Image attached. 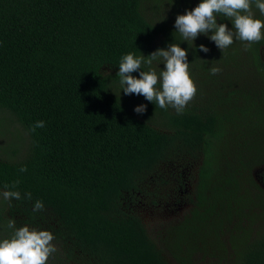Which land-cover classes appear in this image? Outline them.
Segmentation results:
<instances>
[{"label":"trees","instance_id":"16d2710c","mask_svg":"<svg viewBox=\"0 0 264 264\" xmlns=\"http://www.w3.org/2000/svg\"><path fill=\"white\" fill-rule=\"evenodd\" d=\"M200 2L0 0V132L9 134L12 120L30 140L22 155L19 148L0 155V193L22 197L0 195V240L25 225L50 231L57 251L47 264H196L207 257L264 264V39L247 48L234 39L222 51L211 32L184 40L176 17ZM217 24L232 28L222 14ZM174 43L188 53L191 79L203 78L183 112L125 95L121 58L148 57ZM201 44L210 51H199ZM212 67L221 71L212 75ZM140 105L143 114L134 111ZM38 121L44 126L33 131ZM231 136L238 149L223 170L217 145ZM174 154L203 158L192 208L169 228L162 250L129 203L150 190L158 204L146 175ZM244 170H259L260 181L252 174L242 191ZM17 180V188H5ZM37 200L44 210L34 213Z\"/></svg>","mask_w":264,"mask_h":264},{"label":"clouds","instance_id":"9594fccd","mask_svg":"<svg viewBox=\"0 0 264 264\" xmlns=\"http://www.w3.org/2000/svg\"><path fill=\"white\" fill-rule=\"evenodd\" d=\"M264 14V0H201L194 9L178 15L174 27L184 40L194 41L200 34L208 35L221 51L228 48L234 39L251 44L264 39V21L254 17L252 5ZM222 14L232 21V28L227 24H217V15ZM199 51L208 53L210 49L203 44ZM188 53L179 44H170L166 50L158 49L148 57H137L128 53L121 58L117 76L123 86L125 95H142L149 102L155 101L165 109L172 106L178 114L182 113L187 104L195 97L197 88L189 72ZM157 58H163L164 70L159 74L156 70H141L142 63L151 65ZM139 71V78L132 73ZM210 74L216 75L221 69L212 67ZM159 83V88L157 87ZM146 105L134 109L138 114L146 111ZM44 121H38L33 128L43 127ZM21 172L27 168L22 167ZM19 180L5 188L15 189ZM0 195L5 200H21L19 191L5 190ZM24 199L31 200V193H25ZM44 210L42 201L37 200L33 205V212ZM16 221L9 219L8 227L15 228ZM55 237L47 230H37L28 226L18 228L12 237L0 240V264H47L49 257L57 251L53 244Z\"/></svg>","mask_w":264,"mask_h":264},{"label":"rangeland","instance_id":"374dc122","mask_svg":"<svg viewBox=\"0 0 264 264\" xmlns=\"http://www.w3.org/2000/svg\"><path fill=\"white\" fill-rule=\"evenodd\" d=\"M252 8L255 10V13L260 12L256 7ZM153 68L158 74L160 71H163V58L161 59V63L155 64V67L153 66ZM235 71L236 70H234V72ZM223 72H227L226 69ZM237 72H239V68ZM192 80L194 81L197 88V86L200 85L199 82L202 81L203 78L198 75ZM3 116L4 114L0 113V118ZM7 125L8 127L5 129L9 130V134L5 135L0 132V155H5L2 150L7 148V150L10 151L18 150L19 148L21 153L19 152L18 155H22L24 149H27V146L29 145V136L25 129H23L18 123L9 120ZM242 130L243 129L241 128L238 129L236 135L240 136ZM220 144L221 150L224 151L220 167H222L224 170L226 169L224 159L228 158V160H232L234 155L237 153L238 141H236L235 137L233 138L231 136L223 142L220 141V143L217 145V149ZM247 150L248 149L246 147V151ZM244 154L248 156L246 152H244ZM201 155L203 154H198L195 157H192L186 154H181L180 156H176V154H174L171 160L163 161L153 172H150L146 175V179H149L150 185L158 188V191L156 192L158 194V197L156 198L158 204L156 206L152 201V195H154V193H150V190H146L145 196L139 193L138 195H132V201L134 203H129L130 211L134 212L143 220L148 228L149 234L154 239V241L159 244V247L162 250H167L168 248L165 246L166 243L164 244L162 242V239L165 237V234L169 228L181 222L183 216L185 214L187 215L188 211L192 208L191 199H194L195 196L194 192L198 180V169L203 158ZM258 173L259 170H255L254 173L253 170L250 172L248 170H244L240 174L239 177L244 183L242 191H245L247 188L252 186V174L256 180L258 179V182L260 181V176ZM180 185L184 186V190H179ZM152 192H155V190H152ZM199 235L204 237L202 234ZM168 259H170V257ZM222 263L223 262H221L219 258L207 257L196 264Z\"/></svg>","mask_w":264,"mask_h":264}]
</instances>
